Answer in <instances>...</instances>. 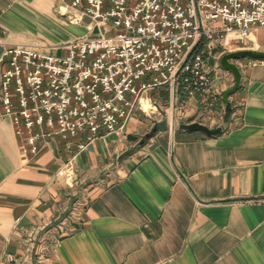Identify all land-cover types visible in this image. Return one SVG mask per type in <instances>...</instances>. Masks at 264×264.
Masks as SVG:
<instances>
[{
    "label": "crops",
    "instance_id": "0c3cea01",
    "mask_svg": "<svg viewBox=\"0 0 264 264\" xmlns=\"http://www.w3.org/2000/svg\"><path fill=\"white\" fill-rule=\"evenodd\" d=\"M70 2L0 0V56L12 45L65 53L58 47L87 35L60 15ZM224 53L216 47L205 60L207 95L184 101L156 90L171 108L174 99L169 129L134 111L121 130L89 143L86 130L52 135L28 157L2 115L4 58L0 264H33V245L45 249L43 264H264V62H238L240 83L224 104L234 83L219 65ZM191 123L220 133L180 128ZM69 161L68 187L56 173Z\"/></svg>",
    "mask_w": 264,
    "mask_h": 264
},
{
    "label": "built area",
    "instance_id": "2783aa9c",
    "mask_svg": "<svg viewBox=\"0 0 264 264\" xmlns=\"http://www.w3.org/2000/svg\"><path fill=\"white\" fill-rule=\"evenodd\" d=\"M61 11L66 22L87 32L58 47L64 56L27 45L7 46L0 56V64L8 59L2 115L23 138L25 157L37 155L38 142L52 135L68 140L86 130L89 143L102 129L121 130L134 111L154 117L156 90L184 101L207 95L211 80L204 64L215 48L225 50L264 28V0H71ZM56 177L73 184L71 161ZM27 251L33 264H43L44 248ZM7 261L24 263L13 256Z\"/></svg>",
    "mask_w": 264,
    "mask_h": 264
},
{
    "label": "rangeland",
    "instance_id": "374dc122",
    "mask_svg": "<svg viewBox=\"0 0 264 264\" xmlns=\"http://www.w3.org/2000/svg\"><path fill=\"white\" fill-rule=\"evenodd\" d=\"M112 35H114V32L108 34V36H112ZM254 45H258V46L255 47ZM238 50H251V51L264 53V28H258L256 31L252 32L247 39H244L242 42L229 43L226 46V49L223 51H225L224 54H226V53L235 52ZM58 55L64 56L65 53L60 52ZM246 59L247 58H242L240 59V61H244ZM9 92L11 94L13 93L12 85L9 88ZM126 98L129 99L130 97L126 96ZM152 99L156 101V105H157V113L155 114L154 117H156L158 120H161V123L164 124L169 129L171 125V121H172V108L170 106L169 101L165 100V94L160 93L159 91H156L153 94ZM176 127H177V123L175 121L174 129ZM33 259H34V256H33Z\"/></svg>",
    "mask_w": 264,
    "mask_h": 264
},
{
    "label": "water",
    "instance_id": "95a60500",
    "mask_svg": "<svg viewBox=\"0 0 264 264\" xmlns=\"http://www.w3.org/2000/svg\"><path fill=\"white\" fill-rule=\"evenodd\" d=\"M242 58H247L254 61H264V53L251 51V50H238L235 52H230L223 54L220 57L219 65L226 71H229L233 76V85L231 88L227 89L221 97V100L224 104L227 103V98L231 95L239 86L240 83V72L236 65V61H240ZM173 111H174V99L172 102V124H173ZM180 128L183 130H187L189 132H201L207 136H216L220 133V129L210 130L208 127L199 124V123H191V124H182Z\"/></svg>",
    "mask_w": 264,
    "mask_h": 264
},
{
    "label": "trees",
    "instance_id": "16d2710c",
    "mask_svg": "<svg viewBox=\"0 0 264 264\" xmlns=\"http://www.w3.org/2000/svg\"><path fill=\"white\" fill-rule=\"evenodd\" d=\"M259 62H261V61H259ZM227 106V105H226Z\"/></svg>",
    "mask_w": 264,
    "mask_h": 264
}]
</instances>
